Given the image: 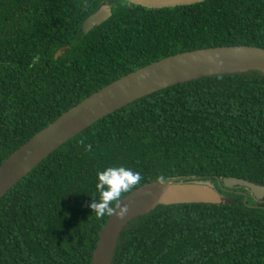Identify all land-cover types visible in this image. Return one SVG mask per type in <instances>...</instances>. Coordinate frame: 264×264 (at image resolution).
I'll list each match as a JSON object with an SVG mask.
<instances>
[{
	"label": "trees",
	"instance_id": "trees-1",
	"mask_svg": "<svg viewBox=\"0 0 264 264\" xmlns=\"http://www.w3.org/2000/svg\"><path fill=\"white\" fill-rule=\"evenodd\" d=\"M104 2L111 16L84 34L83 21ZM225 45L264 48V0L164 8L126 0H0V164L128 72ZM109 166L139 172L133 189L195 181L214 184L223 196L220 204H160L133 218L112 264H264V200L219 183L233 176L264 185L263 73L164 88L62 144L1 198L0 264H91L109 215L97 218L88 204L98 196L96 173Z\"/></svg>",
	"mask_w": 264,
	"mask_h": 264
},
{
	"label": "water",
	"instance_id": "water-1",
	"mask_svg": "<svg viewBox=\"0 0 264 264\" xmlns=\"http://www.w3.org/2000/svg\"><path fill=\"white\" fill-rule=\"evenodd\" d=\"M148 8L190 5L204 0H126ZM111 6L101 4L82 23L88 33L111 16ZM259 71L264 74V48L251 45H225L198 48L172 54L128 72L91 93L60 114L0 164V200L19 180L49 154L75 135L116 111L153 92L202 77ZM222 189L243 187L257 201L264 200V185L243 178L225 176ZM223 202L221 192L212 183L152 181L133 189L120 201L127 213L118 219L109 216L101 229L91 264H112L120 233L133 218L148 213L157 205ZM117 205L114 207L116 208ZM118 210V209H117Z\"/></svg>",
	"mask_w": 264,
	"mask_h": 264
},
{
	"label": "clouds",
	"instance_id": "clouds-1",
	"mask_svg": "<svg viewBox=\"0 0 264 264\" xmlns=\"http://www.w3.org/2000/svg\"><path fill=\"white\" fill-rule=\"evenodd\" d=\"M90 148L91 146H87ZM141 175L124 166H109L96 173L95 191L97 198H92L88 207L97 218L113 215L120 219L127 213L126 205L120 204L125 193L141 182ZM117 207L114 208L113 205ZM118 209V210H117Z\"/></svg>",
	"mask_w": 264,
	"mask_h": 264
},
{
	"label": "flooded vegetation",
	"instance_id": "flooded-vegetation-1",
	"mask_svg": "<svg viewBox=\"0 0 264 264\" xmlns=\"http://www.w3.org/2000/svg\"><path fill=\"white\" fill-rule=\"evenodd\" d=\"M104 3H106V2H104ZM103 4V3H102ZM108 4V3H107ZM110 5V4H109ZM111 6V5H110ZM112 10V9H111Z\"/></svg>",
	"mask_w": 264,
	"mask_h": 264
}]
</instances>
